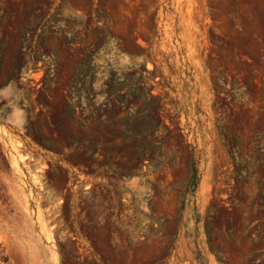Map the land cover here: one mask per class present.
Returning <instances> with one entry per match:
<instances>
[{
  "label": "rangeland",
  "instance_id": "rangeland-1",
  "mask_svg": "<svg viewBox=\"0 0 264 264\" xmlns=\"http://www.w3.org/2000/svg\"><path fill=\"white\" fill-rule=\"evenodd\" d=\"M0 264H264V0H0Z\"/></svg>",
  "mask_w": 264,
  "mask_h": 264
},
{
  "label": "trees",
  "instance_id": "trees-1",
  "mask_svg": "<svg viewBox=\"0 0 264 264\" xmlns=\"http://www.w3.org/2000/svg\"><path fill=\"white\" fill-rule=\"evenodd\" d=\"M196 173H197V171L196 170H193V176H192L191 182H194L195 181Z\"/></svg>",
  "mask_w": 264,
  "mask_h": 264
}]
</instances>
